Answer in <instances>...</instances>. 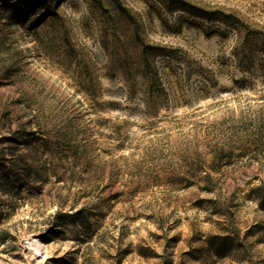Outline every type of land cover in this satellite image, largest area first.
Here are the masks:
<instances>
[{"label":"rangeland","instance_id":"rangeland-1","mask_svg":"<svg viewBox=\"0 0 264 264\" xmlns=\"http://www.w3.org/2000/svg\"><path fill=\"white\" fill-rule=\"evenodd\" d=\"M0 164V264H264V0H0Z\"/></svg>","mask_w":264,"mask_h":264},{"label":"trees","instance_id":"trees-1","mask_svg":"<svg viewBox=\"0 0 264 264\" xmlns=\"http://www.w3.org/2000/svg\"><path fill=\"white\" fill-rule=\"evenodd\" d=\"M10 179L9 172L7 170H4L2 168V165L0 164V180L1 181H6Z\"/></svg>","mask_w":264,"mask_h":264},{"label":"bare ground","instance_id":"bare-ground-1","mask_svg":"<svg viewBox=\"0 0 264 264\" xmlns=\"http://www.w3.org/2000/svg\"><path fill=\"white\" fill-rule=\"evenodd\" d=\"M31 245H33L35 247V249H34V251L36 252L35 254H38L41 250V242L39 240H37Z\"/></svg>","mask_w":264,"mask_h":264}]
</instances>
